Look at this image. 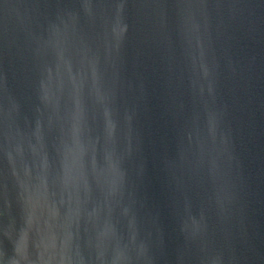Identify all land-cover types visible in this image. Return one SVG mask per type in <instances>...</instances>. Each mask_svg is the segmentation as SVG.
<instances>
[{
	"label": "water",
	"instance_id": "obj_1",
	"mask_svg": "<svg viewBox=\"0 0 264 264\" xmlns=\"http://www.w3.org/2000/svg\"><path fill=\"white\" fill-rule=\"evenodd\" d=\"M0 264H264V0H0Z\"/></svg>",
	"mask_w": 264,
	"mask_h": 264
}]
</instances>
